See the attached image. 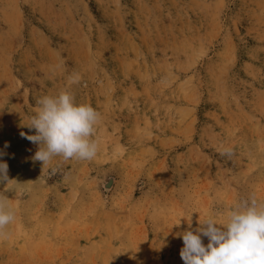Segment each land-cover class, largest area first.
I'll return each mask as SVG.
<instances>
[{
  "label": "rangeland",
  "instance_id": "rangeland-1",
  "mask_svg": "<svg viewBox=\"0 0 264 264\" xmlns=\"http://www.w3.org/2000/svg\"><path fill=\"white\" fill-rule=\"evenodd\" d=\"M61 90L99 150L43 167L20 133ZM0 151V264H184L179 217L264 200V0H0Z\"/></svg>",
  "mask_w": 264,
  "mask_h": 264
},
{
  "label": "clouds",
  "instance_id": "clouds-1",
  "mask_svg": "<svg viewBox=\"0 0 264 264\" xmlns=\"http://www.w3.org/2000/svg\"><path fill=\"white\" fill-rule=\"evenodd\" d=\"M78 79L70 78V83H77ZM37 104L35 114L26 124L35 134L20 133L39 146L33 160L42 162L44 167L55 157L63 161H91L97 156L99 144L95 133L100 113L90 104H77L74 95L67 90L43 96ZM231 154V148L221 151V155ZM4 155L0 151V157ZM5 182L7 185L10 182L8 164L0 160V183ZM6 200L0 196V234L15 218ZM193 213L198 212L181 216L172 225L178 226L182 218L188 223V229L178 234L183 240L180 256L184 264H264V200L252 194L238 200L226 212L203 218L199 213V226L195 229L191 227ZM202 236L208 238L207 245Z\"/></svg>",
  "mask_w": 264,
  "mask_h": 264
}]
</instances>
